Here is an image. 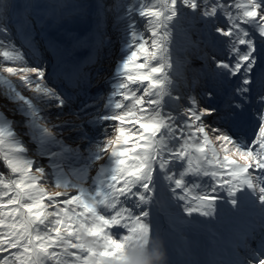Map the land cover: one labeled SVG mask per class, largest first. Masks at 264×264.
Masks as SVG:
<instances>
[{
	"label": "snow or ice",
	"instance_id": "6c2138e0",
	"mask_svg": "<svg viewBox=\"0 0 264 264\" xmlns=\"http://www.w3.org/2000/svg\"><path fill=\"white\" fill-rule=\"evenodd\" d=\"M97 9L101 17L116 12L123 55L108 113L77 118L105 121L104 139L93 146L95 136H88L85 149H60L59 156L50 150V167L55 173L65 160L84 161L83 173L105 158L109 163L99 164L92 190L73 185L78 194L50 193L45 167L26 156L13 131L0 128V264H120L131 245L157 247L154 206L175 204L187 217L214 218L222 192L236 211L242 203L259 208V221L238 245L245 256L235 264H264V0H137L114 8L98 0ZM6 16L10 23L0 4V57L12 62L0 64V77L55 96L46 91L51 75L43 64L29 66V54L11 43ZM26 30L30 36L25 18L18 31ZM178 31L205 65L200 79L207 89L199 95L182 91L188 59L175 57ZM105 39L102 33L95 46ZM65 75L76 86L88 78L79 68ZM253 122L248 137L243 129ZM55 186L69 187L59 179ZM257 237L253 248L249 241Z\"/></svg>",
	"mask_w": 264,
	"mask_h": 264
},
{
	"label": "rangeland",
	"instance_id": "374dc122",
	"mask_svg": "<svg viewBox=\"0 0 264 264\" xmlns=\"http://www.w3.org/2000/svg\"><path fill=\"white\" fill-rule=\"evenodd\" d=\"M102 2L114 8L117 4L127 5L130 1ZM97 3L98 0H0L10 14V23L7 16L3 19L10 29L11 43L29 54L30 59L26 56L29 66L43 64L45 73L51 75L50 88L46 91L56 94L52 97L40 96L18 84L16 78L9 80L0 77V128L13 131V139L28 149L26 156L45 167L49 179L44 187L50 193L67 190L69 195L78 194V187L73 185L92 190V179L98 174L99 164L109 163L105 158L81 173L84 161L65 160L62 169L53 173L49 154L50 150L57 156L60 149L65 152L69 148L83 150L88 144V136H95L93 146L104 139L105 121L97 118L89 122L77 118V114L83 116L85 112L96 117L108 113L115 83L113 77L123 55L116 12L101 17ZM26 5L37 7L25 11ZM120 14L123 15L124 10ZM25 18L31 24L30 36H26L27 30L25 34L18 31L19 24ZM197 27L202 28L203 25L197 24ZM102 33L106 34L105 43L97 48L95 41ZM174 37L175 57L188 59L181 69L182 91L199 95L207 89V81L200 79L204 62L196 58L194 50L186 49L185 38L179 31L174 33ZM0 39L5 37L0 35ZM5 42L8 43V40ZM0 64L12 66V62L4 61L2 57ZM75 68L88 76L81 80L79 86L70 83L65 75ZM194 79L199 82L193 84ZM222 102L223 97L215 101L217 106H222ZM82 122L83 128L72 127V124ZM243 131L251 137L255 132L254 122ZM57 179L69 187H56ZM204 180L207 181V178ZM220 196L223 198L219 201L218 214L214 218L197 214L187 217L175 204L151 209L153 234H158L164 242L167 264H235L245 256L238 245L259 221V208L242 203L241 210L236 211L227 203L226 192L220 193ZM249 243L255 248L258 237Z\"/></svg>",
	"mask_w": 264,
	"mask_h": 264
},
{
	"label": "clouds",
	"instance_id": "9594fccd",
	"mask_svg": "<svg viewBox=\"0 0 264 264\" xmlns=\"http://www.w3.org/2000/svg\"><path fill=\"white\" fill-rule=\"evenodd\" d=\"M154 251L144 252L140 248L131 245L125 251V259L120 264H167V252L161 238L156 241Z\"/></svg>",
	"mask_w": 264,
	"mask_h": 264
},
{
	"label": "trees",
	"instance_id": "16d2710c",
	"mask_svg": "<svg viewBox=\"0 0 264 264\" xmlns=\"http://www.w3.org/2000/svg\"><path fill=\"white\" fill-rule=\"evenodd\" d=\"M129 1H130L129 3H131V4L137 3V0H129Z\"/></svg>",
	"mask_w": 264,
	"mask_h": 264
}]
</instances>
